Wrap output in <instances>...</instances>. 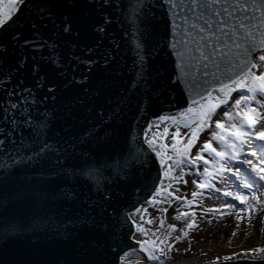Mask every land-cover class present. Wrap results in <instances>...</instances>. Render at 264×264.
Listing matches in <instances>:
<instances>
[{"label":"water","instance_id":"obj_1","mask_svg":"<svg viewBox=\"0 0 264 264\" xmlns=\"http://www.w3.org/2000/svg\"><path fill=\"white\" fill-rule=\"evenodd\" d=\"M173 12L166 0H25L0 29V264H119L139 250L128 214L161 179L144 130L202 91L181 74ZM45 143L52 151L27 162Z\"/></svg>","mask_w":264,"mask_h":264},{"label":"snow or ice","instance_id":"obj_2","mask_svg":"<svg viewBox=\"0 0 264 264\" xmlns=\"http://www.w3.org/2000/svg\"><path fill=\"white\" fill-rule=\"evenodd\" d=\"M166 2L173 8L174 16L181 21L173 24L180 39L171 46L175 49L177 45L184 44L185 51H177L176 55L189 56L187 65L181 60V74L196 77L193 90L199 87L202 91L191 99L185 110L176 116L161 115L144 132V142L159 160L163 178L168 181H161L155 197L147 203L149 206L167 203L171 207L174 200L181 207L198 206L203 213L200 220L208 214L214 218L218 215V220L235 214L238 228L241 226L239 221L245 220L251 225L257 217L264 224V215H261L264 214V0ZM24 4L25 0H0V29L13 20ZM136 12L139 14V8ZM180 12L183 13L182 17ZM48 16H51L50 11ZM63 24V31L71 33V21L65 18ZM31 26L34 30L37 27L35 23ZM36 35L39 36L38 33ZM29 43L28 40L24 41L25 46ZM33 47L40 45L33 44ZM23 63L22 60L21 66ZM33 71L38 72V68L34 66ZM37 84L43 86L40 79ZM48 90L52 92L55 89L50 87ZM233 93L238 95L233 97ZM21 103L27 105L29 98L22 97ZM31 103L35 104L34 97ZM10 108L19 110L22 115L27 112L26 108L19 109L15 102L10 103ZM222 108L225 110L219 111ZM11 122L14 126L18 123L15 119ZM24 122L35 127L30 117ZM45 126L46 123L37 130L43 131ZM170 127L173 130L170 131ZM205 132H208V137L202 138ZM2 143L0 141V145ZM51 151L52 146L45 143L38 153L27 158V162ZM57 155H61L59 150ZM139 155L138 149L132 158L138 160ZM20 162L25 161H16ZM61 162L59 159L56 161L57 164ZM186 168L195 171L188 172ZM187 175L198 176L199 179L190 182L195 190L181 194L180 188L174 185H188L189 181L185 179ZM205 199L219 200L220 203L214 207L205 206ZM221 209L228 211L221 212ZM159 210L167 212V208ZM137 213H141L142 223L136 224V232L146 237L136 241L139 250L149 261H158L159 264H164L161 257L170 259L168 253L174 250L169 240H187L190 232L199 229L195 212L177 209V215L172 219L182 221V229L167 223L166 218H148L144 215L146 208L136 209L133 215ZM154 223L158 224L156 230L144 227ZM161 229L164 231L158 235ZM261 231L264 232V227ZM173 233L177 235L173 236ZM241 256L253 260L264 259V247L223 259L234 260Z\"/></svg>","mask_w":264,"mask_h":264},{"label":"rangeland","instance_id":"obj_3","mask_svg":"<svg viewBox=\"0 0 264 264\" xmlns=\"http://www.w3.org/2000/svg\"><path fill=\"white\" fill-rule=\"evenodd\" d=\"M237 95L238 93H233V97H236ZM220 110L224 111L225 109L222 108ZM177 114L170 113V114H165V116H176ZM157 161L158 164H160L158 159ZM233 166L239 167L238 165H233ZM160 172H161V179L158 183V186L160 185L162 180L164 183H168V181L164 180L163 178L162 168L160 169ZM191 176L195 177L194 175ZM231 179H234V177ZM154 197H155V192L150 198V200L153 199ZM156 199L159 198L156 197ZM205 200L206 201L204 203H211L212 206H216L220 203L219 200L217 201H213L210 199H205ZM231 202L235 203V201H231ZM167 207H168L167 203H161L156 206H149L148 203H146L140 205L137 209L146 208L147 213H144V215H146L148 218H152L155 220L156 218H165V212H161L159 209H163ZM241 207H243V205H241ZM227 211H228L227 209H221V212H227ZM134 213H136V210L134 211ZM134 213H132L131 215V221L134 228V233L132 236L134 237V240L136 242L137 240L146 239V237H143L136 232V224L142 223V221L140 219L141 213H137L133 215ZM208 221H211V223H209ZM217 221H218V215L217 218L205 217L202 220V226L208 229L209 227H213ZM223 221L225 223L224 224L225 227L223 228V230H218V231L214 230V232L209 233L208 235L203 237L200 242L195 243L193 246L189 244L187 246V249L186 248L182 250L177 249L176 248L177 241L169 240L168 242L173 244L174 250L168 253L170 259H165L164 257H161V260H163L164 264H184L188 261H195L194 264H212V262L217 263L224 261H233V260H224L223 257L238 256V254L250 252L255 248L264 247V232L261 231V228L264 227V224L259 222V217H257L256 221H254L253 224L251 225L248 224L245 220L239 221L241 225L239 228L237 227L238 221L236 219L235 214L225 217ZM144 227L156 230L158 224L154 223L152 225H144ZM163 231L164 230L161 229L160 232H158L157 234L159 235ZM234 232L236 233V235H233ZM175 235H177V233H173V236ZM141 254L144 257L146 256L140 250L133 251L130 254L127 253L126 255L124 254L120 264H137V262H139V264H159L158 261L156 263H152L147 258L146 260L141 259L140 257H138V255ZM128 259H132L133 262L128 263ZM237 259H247V258L241 256Z\"/></svg>","mask_w":264,"mask_h":264},{"label":"bare ground","instance_id":"obj_4","mask_svg":"<svg viewBox=\"0 0 264 264\" xmlns=\"http://www.w3.org/2000/svg\"><path fill=\"white\" fill-rule=\"evenodd\" d=\"M185 110V109H184ZM181 111H183V110H181ZM219 111H222V110H219ZM179 112V111H178ZM177 112V113H178ZM175 114H177L176 112H174ZM164 116H165V114H163ZM157 120V119H156ZM156 120H154V121H151V122H149V124L150 123H153V122H155ZM148 124V125H149ZM163 126V125H162ZM148 127V126H147ZM147 127H146V129H147ZM145 129V130H146ZM145 130H144V132H145ZM171 130H173V129H171V127H170V131ZM153 131H155V129H153ZM184 131H186V130H184ZM208 137V132H205L204 134H202V138H207ZM143 141H144V133H143ZM145 143V142H144ZM146 144V143H145ZM147 145V144H146ZM147 147H148V145H147ZM149 148V147H148ZM151 150V149H150ZM194 152L196 151V149H194L193 150ZM152 152V151H151ZM153 153V152H152ZM154 154V153H153ZM154 156H155V154H154ZM156 157V156H155ZM156 159H157V157H156ZM159 167H160V164H159ZM202 168H203V165H201L200 166V169L202 170ZM160 169H161V167H160ZM186 171H188V172H192V171H195L194 169H185ZM185 179L186 180H188L189 181V184L188 185H184V184H179V185H174L175 187H179L180 188V190H181V194H185V193H190L191 191H193V190H195L194 189V185H192L190 182H191V180L192 179H199V177L198 176H195V177H192L191 175H187V176H185ZM218 186H222V185H218ZM188 198H191L190 196H188ZM206 201V200H205ZM204 201V202H205ZM205 204V206H209V207H214V206H212L211 205V203H204ZM171 207H167V212H165V218H166V222L167 223H170V224H174L176 227H177V229H182V228H184V223L182 222V221H176V220H174V219H172V217H174L175 215H177V209L179 208L180 209V211H190V212H195V214H196V218L199 220V229H198V231H193V232H190V234H189V237H188V239L187 240H181V241H179V242H177V246H176V248L177 249H187V246L189 245V244H191V246H193L195 243H198V242H200L201 240H202V238L203 237H205L206 235H208L209 233H212V232H214V230H223V228L225 227L224 226V221L223 220H218L215 224H214V226L213 227H209L208 229H206L204 226H202V220H200V217H201V215H203V213H202V210H201V208L200 207H198V206H193L192 208H186V207H181V204L180 203H178V202H176V201H171ZM132 213H134V212H132ZM132 213H130V214H128V218H129V220H130V222L132 223V221H131V215H132ZM205 217H213V215L212 214H208V215H206V216H204V218ZM133 226V225H132ZM134 229V228H133ZM134 233V232H133ZM133 235V234H132ZM131 238H132V240L135 242V240H134V237L133 236H131ZM131 252H129L128 254H130ZM127 254V253H126ZM125 254V255H126ZM124 256V255H123ZM123 256L122 257H120V260H119V264H120V262H121V259H123ZM138 257H140L141 259H143V260H146V258H147V256H142V254L141 255H138ZM129 262H133V260L132 259H128V263ZM150 262H152V263H156L157 261H150ZM195 263V261H188V262H186V263H184V264H194Z\"/></svg>","mask_w":264,"mask_h":264}]
</instances>
